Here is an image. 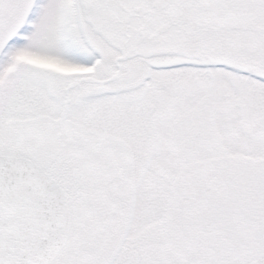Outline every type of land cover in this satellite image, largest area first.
Returning <instances> with one entry per match:
<instances>
[{
	"label": "snow or ice",
	"instance_id": "obj_1",
	"mask_svg": "<svg viewBox=\"0 0 264 264\" xmlns=\"http://www.w3.org/2000/svg\"><path fill=\"white\" fill-rule=\"evenodd\" d=\"M0 264H264V0H0Z\"/></svg>",
	"mask_w": 264,
	"mask_h": 264
}]
</instances>
